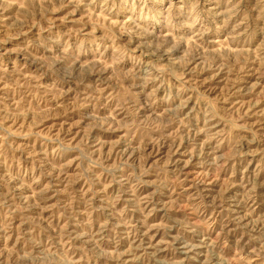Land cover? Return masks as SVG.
Listing matches in <instances>:
<instances>
[{
    "label": "rangeland",
    "instance_id": "374dc122",
    "mask_svg": "<svg viewBox=\"0 0 264 264\" xmlns=\"http://www.w3.org/2000/svg\"><path fill=\"white\" fill-rule=\"evenodd\" d=\"M0 264H264V0H0Z\"/></svg>",
    "mask_w": 264,
    "mask_h": 264
}]
</instances>
